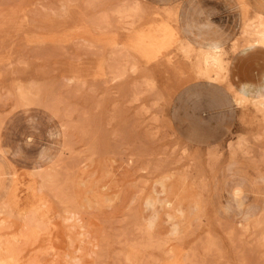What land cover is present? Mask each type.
<instances>
[{"label":"rangeland","instance_id":"374dc122","mask_svg":"<svg viewBox=\"0 0 264 264\" xmlns=\"http://www.w3.org/2000/svg\"><path fill=\"white\" fill-rule=\"evenodd\" d=\"M231 1L179 8L232 33L195 47L174 1L0 0V264H264V74L236 88L235 65L264 72V14L238 0L239 23ZM164 173L199 205L176 238L140 220ZM95 182L114 198L82 210L73 193Z\"/></svg>","mask_w":264,"mask_h":264},{"label":"crops","instance_id":"0c3cea01","mask_svg":"<svg viewBox=\"0 0 264 264\" xmlns=\"http://www.w3.org/2000/svg\"><path fill=\"white\" fill-rule=\"evenodd\" d=\"M174 1L173 4H178V18H177V29L179 35L188 40L192 45H196L195 47H204L211 42H217L222 47H226L228 44H224L232 34L230 29H221L220 26L214 20L209 21L211 18L210 16H182V12L180 13L181 6L187 7L188 4L195 2V0H169ZM230 4L232 1L230 0ZM236 7H238V15L239 23L240 19H242V13L239 7V2ZM247 6L251 8L250 3L253 6L259 7L260 10L256 12H260L264 14V0H245ZM250 2V3H249ZM197 3V2H196ZM230 4H226L228 7ZM235 5V4H234ZM233 5V6H234ZM232 6V7H233ZM180 8V9H179ZM212 24H215L219 27V30L213 29ZM238 25V22L235 23ZM259 49L253 50L248 53H240L238 51V55L246 56L247 58H251L252 54L258 52ZM242 59L238 60L236 65V69L238 71L237 79L240 80L239 85L236 87L238 88L242 83H252L256 84L260 81L261 76L264 74L260 73L258 80L255 81L254 78L257 70H255L253 64L251 65L250 69L248 68L249 64L245 65ZM245 72V74H244ZM259 73V72H258ZM257 73V74H258ZM247 76L245 77V75ZM246 78V79H244ZM190 84L183 85L182 87H190ZM233 85V84H232ZM193 86V85H192ZM224 100V98L222 97ZM230 164V163H229ZM172 174L164 173L157 177L151 184V188L149 192L143 197L140 203V220L149 227V229L155 234L157 227L161 219L167 225V231L165 237L167 238H176L182 231L181 223L183 221H188L189 214L192 210H197L199 208L197 201H190V208L184 202V198L178 196L174 193V187L171 186L168 181L172 178ZM13 177L11 178L12 182ZM178 180H184L185 176L179 175ZM12 184V183H11ZM11 190V186H9L2 192L1 203L8 197ZM108 186L105 183L97 184L92 183L89 185L88 188L76 190L73 193L74 199L77 205L82 210H88L92 208H98L102 205H109L110 202L113 200L114 196H110L108 194ZM238 194V195H237ZM242 195V186L239 184H235L231 189V196L232 199L237 203V206H240ZM162 211V215L160 212ZM163 217V218H162ZM241 220L246 222L249 220V214L247 212L243 213Z\"/></svg>","mask_w":264,"mask_h":264},{"label":"bare ground","instance_id":"6f19581e","mask_svg":"<svg viewBox=\"0 0 264 264\" xmlns=\"http://www.w3.org/2000/svg\"><path fill=\"white\" fill-rule=\"evenodd\" d=\"M221 47L216 46L211 49V52L205 56L203 59L204 66L199 68V71L202 75H204L209 82L215 81L218 73L225 72L223 61L220 58ZM202 64V65H203ZM251 92L246 93V96L251 95ZM244 95V94H243ZM254 104H257L261 107H264V98L255 96L253 98Z\"/></svg>","mask_w":264,"mask_h":264}]
</instances>
